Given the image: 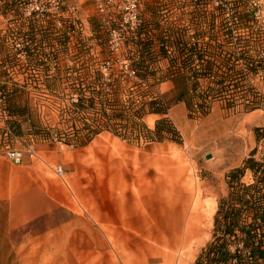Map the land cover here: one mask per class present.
<instances>
[{"label": "rangeland", "instance_id": "374dc122", "mask_svg": "<svg viewBox=\"0 0 264 264\" xmlns=\"http://www.w3.org/2000/svg\"><path fill=\"white\" fill-rule=\"evenodd\" d=\"M250 10L254 13L247 24L236 23L238 12ZM258 36L264 39V0H0V90L7 95L13 133L0 130L2 143L23 150L25 157L31 148L45 158L47 152L37 144L68 147L81 160L83 174L89 157L93 175L116 173L111 164L123 161L126 177H166V193L140 198L139 206L150 215L156 235L169 224V214L182 220L178 232L184 242L174 244L173 264H196L215 239V216L220 199L230 193V172L243 167L254 150V158H264V142L256 131L264 128V108L246 111L229 81L223 93L216 92L227 58L234 61L243 50L255 59L263 55ZM248 38L251 45L242 46ZM151 39L154 51H167L156 60L143 44ZM207 60L217 73L195 78L191 69L202 72ZM180 68L186 77L174 79ZM168 72L170 77L162 80ZM111 83H116L114 88ZM243 84L264 90L263 72L251 74ZM184 89L188 109L179 114L177 124L166 113L149 111L147 103L154 99L170 108ZM99 90L102 96L93 94ZM114 91L121 107H127L124 119L103 113H112ZM143 106L146 113L139 122L151 130L152 138L131 120L132 112ZM161 120L177 133L164 132L160 138L155 130ZM106 124L141 137L117 135ZM155 142L173 145L165 149ZM57 165L66 173L64 163H56L53 171ZM243 181H253L251 171ZM177 195L191 197L183 212V200L171 204Z\"/></svg>", "mask_w": 264, "mask_h": 264}, {"label": "crops", "instance_id": "0c3cea01", "mask_svg": "<svg viewBox=\"0 0 264 264\" xmlns=\"http://www.w3.org/2000/svg\"><path fill=\"white\" fill-rule=\"evenodd\" d=\"M187 109L184 100L176 101L165 115L177 124ZM1 139L0 264H173L174 244L184 242L178 232L182 220L169 214V224L156 235L138 202L165 194L166 177H126L123 161L111 164L116 173L93 175L89 157L83 174L76 153L60 145L37 144L47 152L45 158L36 151V158L27 155L17 164L5 154ZM157 144L165 149L173 145ZM56 163L65 164L63 177L54 173ZM201 192L199 187L195 198ZM190 198L177 195L171 204L183 200V212ZM161 209L166 210L164 205Z\"/></svg>", "mask_w": 264, "mask_h": 264}, {"label": "trees", "instance_id": "16d2710c", "mask_svg": "<svg viewBox=\"0 0 264 264\" xmlns=\"http://www.w3.org/2000/svg\"><path fill=\"white\" fill-rule=\"evenodd\" d=\"M238 13L240 15V20L236 23L244 25L248 23L250 16H253L254 12L250 10L248 12ZM232 32L231 30L229 33L232 34ZM260 33H262L261 29L255 34ZM241 39L242 38L239 40L242 41ZM256 41L258 47L263 51L262 56L255 59L252 55L247 54V50H243L239 52L238 57L234 61H232L233 58H227L224 65L226 69L223 70L222 74H218L220 79L217 81L219 88L216 92L220 94L223 93L226 88V83L229 81L236 90L235 95L244 100L246 111L264 108V90L257 89L252 84H243V81L249 79L251 74L255 75L262 71L264 75V39L258 36ZM154 43L153 39L149 40V43H143L152 60H156L160 53H163V55L167 53V51L162 48H160V51H154ZM238 43L241 44L242 42ZM244 43L245 44L242 45L244 47H249L251 45L249 38L245 39ZM185 45L187 46V43ZM28 53H32L30 48H28ZM191 57L192 56H189L188 59ZM203 58V55L200 56V59H202L201 61H203ZM240 60L245 61L243 62L244 68L238 67V62ZM206 62V65L201 68L202 72L200 73L198 70L191 69L195 78L200 77V75L211 76L213 73H217L213 71V62L210 60ZM169 72L161 76V79H168L171 75ZM139 74L142 75L141 72H139ZM178 74L179 75L174 79L186 77L185 71L181 68ZM98 77H102L100 72L98 73ZM115 84L116 83H111V88H114ZM0 89L4 90L3 87H0ZM186 93H188V89L179 92L177 100H184ZM93 94L102 96L103 90L93 92ZM114 95V101L109 104L113 108L112 113L107 114L106 109H103V113L107 115L109 119H124L128 115L127 107H121L116 91H114ZM147 105H149V111L151 113L165 114L168 110V107L158 99L150 101ZM145 113L146 108L143 106L135 112H132L131 120L134 127L138 126L148 132L145 134V137L152 138L150 137L151 130H149L145 124L139 122ZM167 124L166 120L157 122L155 131L160 138L164 132L177 133L175 128ZM106 125L105 127L107 129L112 130L117 135L136 139L141 137V133L138 135L134 133L122 134L118 132L117 129H111L109 124ZM91 129L94 134L99 131L96 128ZM256 131L258 132V140L264 142V128H257ZM255 151L256 150L253 151L250 158L245 160L243 167L234 169L230 172V193L227 197L220 199L219 209L215 216V239L213 242L209 243L208 247L199 255L196 264H264V158L261 160L254 158L256 154ZM248 171H251L253 177V181L250 183L243 181Z\"/></svg>", "mask_w": 264, "mask_h": 264}, {"label": "built area", "instance_id": "2783aa9c", "mask_svg": "<svg viewBox=\"0 0 264 264\" xmlns=\"http://www.w3.org/2000/svg\"><path fill=\"white\" fill-rule=\"evenodd\" d=\"M6 100H7V95L4 91L0 90V104L1 102H3L4 107L2 106L1 111H0V123H2V125L0 124V130L2 131V133H4L5 135L8 134H13L11 128L8 126V119L10 118L9 116V112L7 110V108L5 107L6 105ZM2 136V135H1ZM4 151L6 153V155L12 159L15 163L17 164H21L24 162L25 159V154L23 150L14 148L11 146V144L9 142L5 143L4 142ZM27 154L30 157H34L36 155L35 151L32 150L31 148L28 149ZM55 173L58 176H64L65 174V169L62 165H57L54 168Z\"/></svg>", "mask_w": 264, "mask_h": 264}, {"label": "water", "instance_id": "95a60500", "mask_svg": "<svg viewBox=\"0 0 264 264\" xmlns=\"http://www.w3.org/2000/svg\"><path fill=\"white\" fill-rule=\"evenodd\" d=\"M210 157H211V154H208V155H207V158H210Z\"/></svg>", "mask_w": 264, "mask_h": 264}]
</instances>
